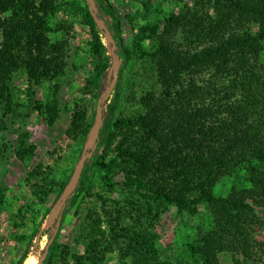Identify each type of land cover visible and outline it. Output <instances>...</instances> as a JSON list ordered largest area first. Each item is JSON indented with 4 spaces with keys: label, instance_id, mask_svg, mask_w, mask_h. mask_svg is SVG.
Here are the masks:
<instances>
[{
    "label": "trees",
    "instance_id": "1",
    "mask_svg": "<svg viewBox=\"0 0 264 264\" xmlns=\"http://www.w3.org/2000/svg\"><path fill=\"white\" fill-rule=\"evenodd\" d=\"M96 2L111 17L107 25L122 65L111 115L70 198L71 207H77L75 233L88 247L73 250L59 242L58 231L44 264H105L112 246L133 264H221L223 252L231 253L237 264H264V240L254 235L264 223L258 211L264 209V0H193L155 22L130 20V41L123 36V20L112 0ZM144 3L148 8L149 1ZM61 11L69 19H60ZM77 21L90 30V68L79 88L82 97L65 104L61 82L71 67L78 70L72 64L71 39ZM108 69L86 0H0V129L17 112L15 81L24 76L33 111L51 126L65 111L66 134L78 144L63 163L64 172L38 162L22 179L36 200L29 206L34 216L30 229L17 238L24 247L20 264L53 207L46 204L48 198L62 194L83 152ZM46 83L53 84L49 93L37 98ZM124 98L139 108L127 114ZM19 135V143L11 147L14 156L32 160L37 146L28 143L27 133ZM56 153L48 152L60 163ZM117 169L124 174L121 184L146 203L151 228L169 204L182 217L198 216L204 206L212 215L211 229L166 260L156 246L158 234L143 224L142 209H137V226L118 218L111 226L115 235L105 238L101 216L94 217L84 200L91 196L97 171L108 191H117ZM226 178L235 184L227 194H218L217 186ZM1 183L0 214L7 193ZM68 212L65 208L59 228Z\"/></svg>",
    "mask_w": 264,
    "mask_h": 264
},
{
    "label": "rangeland",
    "instance_id": "2",
    "mask_svg": "<svg viewBox=\"0 0 264 264\" xmlns=\"http://www.w3.org/2000/svg\"><path fill=\"white\" fill-rule=\"evenodd\" d=\"M148 1L149 7L147 8L144 2ZM186 3L192 4L193 0H112V4H114L115 9L119 12L123 20V36L127 41L132 39V25L130 20H134L135 23L139 24H145L151 21L155 22L168 12H180L183 5ZM99 14L106 25L107 20L111 21V17L103 14L100 9ZM59 18L69 19V15L61 11L59 13ZM72 34L74 36L71 38L72 50L75 57L72 64H75L78 70L71 67V71L61 82L62 97L64 98L65 104H69L75 99L82 97L79 88L84 84L85 77L90 68L88 53L90 30L77 21L75 23V30H73ZM101 37L103 41V54L105 60L109 64L106 78V94L103 97V102L110 92L109 89L112 88L114 79L111 43L102 32ZM51 85L53 84L46 83L39 88L37 91V98H43L45 94H48ZM27 86L28 84L24 76L16 78L15 100L16 103L19 104L16 107L17 112L11 120H7L5 128L2 130L0 129V156L2 155L0 157V179L3 188L7 189V193L3 199L5 207L0 214V264H20L19 258L24 247L19 244L17 238L24 232H28L30 228H27V224L31 226L30 222L34 217L30 213L29 206L36 198L31 192L32 189L22 182L25 174L38 162L54 164L58 172H64L67 165L63 163L67 156L73 155V152L78 147V144L66 134L69 114L64 111L61 118L58 119L53 126L49 125L37 111H33L30 105ZM122 105L127 114H132V112L139 108V106L134 103L126 102L125 98ZM110 115L111 108H108L103 112L102 122L104 123ZM20 133H27L28 143L37 146L35 157L32 160L28 159L21 161L14 156L11 147L19 143ZM5 145H7V150L5 149ZM55 150L58 151V153H56L54 157H56L60 163L53 161L48 154L49 151ZM4 155L7 158H3ZM80 158L81 155L76 161L75 166ZM89 160L90 158L86 161L85 165ZM117 172H119V174L116 175V181L119 182L117 191L112 193L108 191V188L101 178L102 173L97 171L92 181L94 187L91 196L85 195L84 200L87 202L86 207L91 209L92 212H95L94 217L98 214L101 216L103 220L101 228L105 232V238L115 235L112 232L111 226L117 224L116 220L118 218L119 221L121 219L122 223L126 225L137 226V209H142L146 215V217L145 215L143 217V224L150 231L158 234L159 238L156 241V246L161 251L160 256L162 259L166 260L168 256L172 257L181 254L184 245L193 237L198 236L200 232H207L211 229L212 215L204 206L198 216L182 217L177 214V209L169 204H166L161 209L162 212H160L155 226L151 228L150 222H152V215L148 213V207L144 205L146 203L138 196H134V190L128 189L121 184L124 182V174H121L119 169H117ZM234 184L233 178L222 180L217 186V193L223 195L227 194ZM58 199L59 197L55 199L53 196L48 198L46 204H53V206H55L35 238L28 257L36 254L41 256L43 254L45 246L56 228V218L60 210V204H56ZM20 208H23L22 214H18ZM66 208H68L69 212L66 215L65 223L59 228L60 230H58V240L59 242L69 244L73 250L84 252L88 246L86 243L84 245H82V243L80 244L82 238L78 233H75L76 231L74 229L77 220L75 216L77 207H71V199H69L66 202ZM258 211L260 215L264 216V209L259 208ZM110 220H113L112 225L109 222ZM16 221H18L19 227L15 225ZM254 235L257 240H264V223L257 225ZM111 249L112 251L108 252L106 255L105 264H133L132 258L130 257L121 258L118 246H112ZM220 262L221 264H237L233 260L232 254L229 252L220 253ZM241 262V264L244 263L243 260ZM22 264H26V260Z\"/></svg>",
    "mask_w": 264,
    "mask_h": 264
},
{
    "label": "water",
    "instance_id": "3",
    "mask_svg": "<svg viewBox=\"0 0 264 264\" xmlns=\"http://www.w3.org/2000/svg\"><path fill=\"white\" fill-rule=\"evenodd\" d=\"M86 2L88 4L90 13L93 16L94 22H95L97 29L99 30L100 34H101V32L103 34H105L106 38L111 43V53L113 56V79H114V82L112 84V88L109 89L110 92H109L107 98L102 102L103 97L106 94V89H105V92L103 93L101 99L99 100V104H98L93 128H92L91 133H90V135H89V137L85 143L83 152L81 154V158H80L79 162L77 163V165L75 166L74 172H73L69 182L65 186V189L63 190L62 194L59 196V199L56 203V204H60V210H59L58 216L56 218L57 219L56 228H55L50 240L48 241L47 245L45 246V250H44L43 254L40 256L38 264H44V260H45V258H47L48 254H49L50 245L54 241L56 234L59 230L61 220H62V214H63L64 209L66 208V202L75 193L76 188H77L78 183H79V180H80L81 173H82L83 168L85 166V163L89 158H92V156H93V154L97 148L100 131H101V128L103 126L102 114L105 110H107L108 108L111 107V105H112V103L116 97V93H117L119 83H120V78H121L120 68L122 65V59L120 58V56L117 52L118 47H117L116 41H115L111 31L109 30L108 25H106L104 23L102 17L99 14V7L97 5L96 0H86ZM109 90H107V91H109ZM53 207H52V209H53ZM52 209H51V211H52ZM51 211H50V213H51Z\"/></svg>",
    "mask_w": 264,
    "mask_h": 264
},
{
    "label": "bare ground",
    "instance_id": "4",
    "mask_svg": "<svg viewBox=\"0 0 264 264\" xmlns=\"http://www.w3.org/2000/svg\"><path fill=\"white\" fill-rule=\"evenodd\" d=\"M102 117H103V114H102ZM52 216V215H51ZM51 218V217H50ZM49 221V220H48ZM39 258H40V255L39 254H36V255H33V256H30L26 259V264H38V261H39Z\"/></svg>",
    "mask_w": 264,
    "mask_h": 264
}]
</instances>
